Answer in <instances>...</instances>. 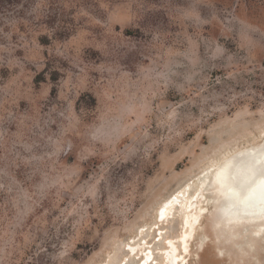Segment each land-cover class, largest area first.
<instances>
[{
    "label": "rangeland",
    "instance_id": "obj_1",
    "mask_svg": "<svg viewBox=\"0 0 264 264\" xmlns=\"http://www.w3.org/2000/svg\"><path fill=\"white\" fill-rule=\"evenodd\" d=\"M263 132L264 0H0V264H264L157 218Z\"/></svg>",
    "mask_w": 264,
    "mask_h": 264
},
{
    "label": "bare ground",
    "instance_id": "obj_2",
    "mask_svg": "<svg viewBox=\"0 0 264 264\" xmlns=\"http://www.w3.org/2000/svg\"><path fill=\"white\" fill-rule=\"evenodd\" d=\"M260 137L262 139L258 144L242 147L224 157L209 177L204 175L199 179L198 185L187 196V189L184 188L179 197H170L159 206L157 218L165 220L172 211L170 205L175 202L179 205L183 222L181 245L191 236L193 226L203 211L199 202L203 198L202 188L206 181L211 192L210 199L214 202L215 221H221L232 236L242 235L264 241V132ZM185 227H188V231L184 230ZM168 247L170 253L167 256L165 252L168 257L166 264H180L182 259L174 254L176 248L173 242H169ZM149 259L150 255L147 254L144 260Z\"/></svg>",
    "mask_w": 264,
    "mask_h": 264
}]
</instances>
